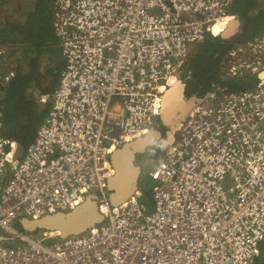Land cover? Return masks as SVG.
<instances>
[{
    "label": "built area",
    "instance_id": "built-area-1",
    "mask_svg": "<svg viewBox=\"0 0 264 264\" xmlns=\"http://www.w3.org/2000/svg\"><path fill=\"white\" fill-rule=\"evenodd\" d=\"M234 0H55L53 30L65 62L35 140L2 135L0 264H258L264 242V78L237 93L215 90L194 109L139 189L113 207L112 154L154 128L162 97L186 79L194 46ZM223 33V32H222ZM17 58V59H16ZM17 55L0 46V95ZM222 80L264 74V29L229 50ZM220 91V92H219ZM97 195L105 221L60 239L15 223L68 212ZM14 245H9V241ZM19 243V244H18Z\"/></svg>",
    "mask_w": 264,
    "mask_h": 264
},
{
    "label": "trees",
    "instance_id": "trees-1",
    "mask_svg": "<svg viewBox=\"0 0 264 264\" xmlns=\"http://www.w3.org/2000/svg\"><path fill=\"white\" fill-rule=\"evenodd\" d=\"M20 3L25 4L20 16L0 18V46L18 56L15 78L0 95V112L4 124L2 135L26 147L35 140L51 108V103L40 105L36 95L56 92L65 62L53 30L55 0H0V9L9 5L17 7ZM229 13L241 21V33L233 41L207 35L196 46L185 70L190 78L182 75L188 97H204L219 89L237 93L253 89L259 82L254 76L224 81L222 71L229 50L252 40L264 29V0H234ZM226 29L220 26L214 30ZM14 244L9 241V245Z\"/></svg>",
    "mask_w": 264,
    "mask_h": 264
},
{
    "label": "water",
    "instance_id": "water-1",
    "mask_svg": "<svg viewBox=\"0 0 264 264\" xmlns=\"http://www.w3.org/2000/svg\"><path fill=\"white\" fill-rule=\"evenodd\" d=\"M241 26V21L235 19L228 24L227 30L219 37L225 41H233L240 35ZM262 75L258 79H263ZM39 95L37 93V100ZM211 96L212 93H208L204 97H188L187 84L182 79H178L168 88L162 97L161 110L158 115V121L163 130L154 127L144 136L116 150L111 156L114 173L108 180V190L109 202L113 207L127 203L139 191V179L142 171L138 157L157 145L162 148L172 146L176 142L177 134L184 122L194 109L205 103ZM24 150L25 146L19 144L13 158L14 161L23 157ZM98 202L97 195H89L82 204L68 212L47 215L41 219L24 218L20 220L19 225L22 233L28 235L45 232L56 234L62 240L79 236L105 221V216L99 211ZM7 241L8 238L0 234V243Z\"/></svg>",
    "mask_w": 264,
    "mask_h": 264
},
{
    "label": "rangeland",
    "instance_id": "rangeland-1",
    "mask_svg": "<svg viewBox=\"0 0 264 264\" xmlns=\"http://www.w3.org/2000/svg\"><path fill=\"white\" fill-rule=\"evenodd\" d=\"M15 4H17V3H15ZM24 9H25L24 3L18 4L17 7H14L13 5L4 6V8L0 9V18L3 16L16 18L17 16H20V13H21L20 11H23ZM195 48H196V46H194V48L191 52H193L195 50ZM222 72H225L224 67H223ZM179 78L184 80V78L182 76H179ZM154 127H156L157 129L163 130L162 126L159 124L158 118L155 121ZM164 149L165 148H161V149L157 150L156 148H151V149L147 150V153H145L144 155L141 156V159L139 161V165H140L141 171H142L141 175H140V179H139V189L142 191V194H143L142 201L145 202L149 207L153 206L152 196H151L152 188H153V182L150 181V179L148 178V172L151 169H153V167H156L157 164L159 163V161L162 159V157L164 155L163 153L165 152ZM15 227L17 229H19V231H22L18 222L15 223ZM0 233H1V231H0ZM30 236L32 238H39V237L43 236V233L38 232V233H35L34 235H30ZM260 250H261V255L258 259V264H264V242H263Z\"/></svg>",
    "mask_w": 264,
    "mask_h": 264
},
{
    "label": "bare ground",
    "instance_id": "bare-ground-1",
    "mask_svg": "<svg viewBox=\"0 0 264 264\" xmlns=\"http://www.w3.org/2000/svg\"><path fill=\"white\" fill-rule=\"evenodd\" d=\"M228 24L229 23H227V19H221V20H219L218 21V23L214 26V28H213V30L215 29V28H217V27H220V26H225V27H228ZM227 30V29H226ZM225 30V31H226ZM225 31H215L214 30V32H216V33H220V34H222V32H225ZM264 76V74L262 75V77ZM176 81L174 80L173 82H172V84H174ZM162 105V104H161ZM161 110V109H160ZM113 173H114V171H113ZM55 236H57L56 234H54Z\"/></svg>",
    "mask_w": 264,
    "mask_h": 264
},
{
    "label": "flooded vegetation",
    "instance_id": "flooded-vegetation-1",
    "mask_svg": "<svg viewBox=\"0 0 264 264\" xmlns=\"http://www.w3.org/2000/svg\"><path fill=\"white\" fill-rule=\"evenodd\" d=\"M159 146H160V145H157V146L154 147V148H159ZM160 149H161V147H160ZM140 159H141V157H138V163H139Z\"/></svg>",
    "mask_w": 264,
    "mask_h": 264
},
{
    "label": "clouds",
    "instance_id": "clouds-1",
    "mask_svg": "<svg viewBox=\"0 0 264 264\" xmlns=\"http://www.w3.org/2000/svg\"><path fill=\"white\" fill-rule=\"evenodd\" d=\"M17 59V58H16ZM0 234H2V233H0Z\"/></svg>",
    "mask_w": 264,
    "mask_h": 264
}]
</instances>
